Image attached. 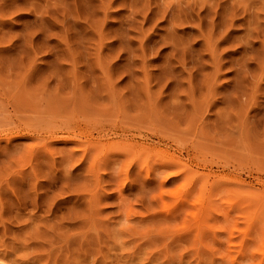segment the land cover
Here are the masks:
<instances>
[{
	"label": "rangeland",
	"instance_id": "1",
	"mask_svg": "<svg viewBox=\"0 0 264 264\" xmlns=\"http://www.w3.org/2000/svg\"><path fill=\"white\" fill-rule=\"evenodd\" d=\"M0 258L264 264V0H0Z\"/></svg>",
	"mask_w": 264,
	"mask_h": 264
},
{
	"label": "bare ground",
	"instance_id": "2",
	"mask_svg": "<svg viewBox=\"0 0 264 264\" xmlns=\"http://www.w3.org/2000/svg\"><path fill=\"white\" fill-rule=\"evenodd\" d=\"M34 131H36V129H34ZM50 131V130H49ZM54 139V138H53ZM78 142H80V141H78ZM96 142V141H95ZM98 142V141H97ZM98 144V143H97ZM94 146H97L98 147V145H94ZM169 155V154H168ZM173 155H169L168 156V158L166 159V161L164 162V165L165 166H169V168L170 167H172V166H175V165H177V163H178V160L177 159H174V156L172 157ZM163 163V162H162ZM161 163V164H162ZM180 165L181 164H178L177 166L178 167H180ZM177 167V168H178ZM183 173V169H181V168H179L178 170H176V171H173V172H171V173H169V174H167L165 177H164V179H170V178H177L178 176H180L181 174ZM1 259V258H0ZM9 261V260H8ZM15 262V261H14ZM0 264H2V263H0ZM3 264H7V263H3ZM11 264V263H10ZM14 264V263H13Z\"/></svg>",
	"mask_w": 264,
	"mask_h": 264
}]
</instances>
